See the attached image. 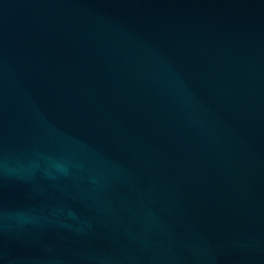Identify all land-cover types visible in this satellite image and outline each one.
<instances>
[{
  "label": "water",
  "instance_id": "95a60500",
  "mask_svg": "<svg viewBox=\"0 0 264 264\" xmlns=\"http://www.w3.org/2000/svg\"><path fill=\"white\" fill-rule=\"evenodd\" d=\"M0 264H264V0H0Z\"/></svg>",
  "mask_w": 264,
  "mask_h": 264
}]
</instances>
